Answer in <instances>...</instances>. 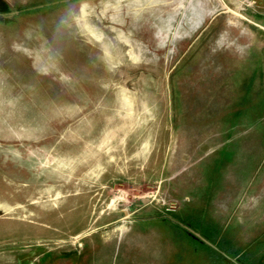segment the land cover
I'll return each mask as SVG.
<instances>
[{
    "label": "rangeland",
    "instance_id": "1",
    "mask_svg": "<svg viewBox=\"0 0 264 264\" xmlns=\"http://www.w3.org/2000/svg\"><path fill=\"white\" fill-rule=\"evenodd\" d=\"M133 244L264 264V0H0V264Z\"/></svg>",
    "mask_w": 264,
    "mask_h": 264
},
{
    "label": "crops",
    "instance_id": "2",
    "mask_svg": "<svg viewBox=\"0 0 264 264\" xmlns=\"http://www.w3.org/2000/svg\"><path fill=\"white\" fill-rule=\"evenodd\" d=\"M127 248L130 249V253H135L133 254V258L131 260L132 264H155V261L157 259V254L156 251L154 249H152L151 247L147 246V245H142V246H138L137 245H130L129 247H125V251H127ZM140 249V250H139ZM171 250L166 249L164 252L167 253V258L168 260L165 261L166 264H169L168 261L169 260V252ZM161 258L164 259L163 255H160ZM165 260V259H164Z\"/></svg>",
    "mask_w": 264,
    "mask_h": 264
}]
</instances>
